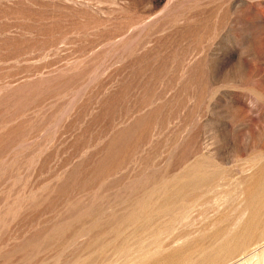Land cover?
<instances>
[{
	"label": "rangeland",
	"instance_id": "374dc122",
	"mask_svg": "<svg viewBox=\"0 0 264 264\" xmlns=\"http://www.w3.org/2000/svg\"><path fill=\"white\" fill-rule=\"evenodd\" d=\"M263 253L264 0H0V264Z\"/></svg>",
	"mask_w": 264,
	"mask_h": 264
},
{
	"label": "bare ground",
	"instance_id": "6f19581e",
	"mask_svg": "<svg viewBox=\"0 0 264 264\" xmlns=\"http://www.w3.org/2000/svg\"><path fill=\"white\" fill-rule=\"evenodd\" d=\"M255 253H257V252H255ZM258 254H257V256H254V257L250 256L251 258L249 257L248 260H246V261H244L242 263L243 264H253L254 263V260H255L256 261L255 264H264V253L261 256H258Z\"/></svg>",
	"mask_w": 264,
	"mask_h": 264
}]
</instances>
